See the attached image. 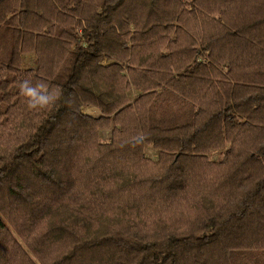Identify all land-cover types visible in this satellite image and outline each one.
I'll return each instance as SVG.
<instances>
[{"label":"trees","instance_id":"trees-1","mask_svg":"<svg viewBox=\"0 0 264 264\" xmlns=\"http://www.w3.org/2000/svg\"><path fill=\"white\" fill-rule=\"evenodd\" d=\"M0 264H264V0H0Z\"/></svg>","mask_w":264,"mask_h":264},{"label":"clouds","instance_id":"clouds-1","mask_svg":"<svg viewBox=\"0 0 264 264\" xmlns=\"http://www.w3.org/2000/svg\"><path fill=\"white\" fill-rule=\"evenodd\" d=\"M19 91L25 98L27 107L33 110L53 107L63 94L61 89H52L43 80L33 83L31 79L21 80Z\"/></svg>","mask_w":264,"mask_h":264},{"label":"rangeland","instance_id":"rangeland-1","mask_svg":"<svg viewBox=\"0 0 264 264\" xmlns=\"http://www.w3.org/2000/svg\"><path fill=\"white\" fill-rule=\"evenodd\" d=\"M28 65L29 64H27V63L24 64V66H28ZM134 97H135V93L132 92L131 98L133 99ZM84 112L87 114H92L94 111H90V109H89L88 111H84ZM109 136H110V131L103 132L101 134V140L105 142V141L109 140ZM145 153H146L147 157H149L153 160H155L157 158L156 152L153 151L151 148H146ZM214 158H215V156H214Z\"/></svg>","mask_w":264,"mask_h":264},{"label":"crops","instance_id":"crops-1","mask_svg":"<svg viewBox=\"0 0 264 264\" xmlns=\"http://www.w3.org/2000/svg\"><path fill=\"white\" fill-rule=\"evenodd\" d=\"M27 63L29 64L28 66H24V64ZM34 65V56L33 55H26V56H23L22 57V68L23 69H29V68H32ZM135 98V97H134ZM133 98V99H134ZM132 99V100H133ZM89 109L85 110V111H88ZM90 111H94L92 114H87L85 113L86 115L88 116H91V117H99L100 116V113L98 110L96 109H90Z\"/></svg>","mask_w":264,"mask_h":264}]
</instances>
